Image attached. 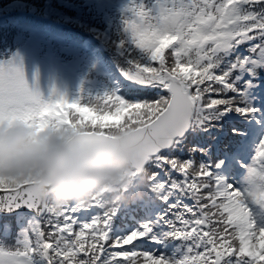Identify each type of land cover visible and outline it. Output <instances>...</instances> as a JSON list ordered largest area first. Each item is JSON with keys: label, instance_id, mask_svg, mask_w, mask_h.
Wrapping results in <instances>:
<instances>
[{"label": "snow or ice", "instance_id": "6c2138e0", "mask_svg": "<svg viewBox=\"0 0 264 264\" xmlns=\"http://www.w3.org/2000/svg\"><path fill=\"white\" fill-rule=\"evenodd\" d=\"M124 12L106 91L46 96L18 58L0 63V129H134L145 148L133 175L167 211L116 236L106 197L57 208L0 175V211L30 215L15 244L0 242V264H264V0H130ZM161 229L182 259L146 250Z\"/></svg>", "mask_w": 264, "mask_h": 264}, {"label": "clouds", "instance_id": "9594fccd", "mask_svg": "<svg viewBox=\"0 0 264 264\" xmlns=\"http://www.w3.org/2000/svg\"><path fill=\"white\" fill-rule=\"evenodd\" d=\"M113 135H36L22 123L5 126L0 129V175L26 183L38 199L57 208L99 196L111 205L128 204L129 191L147 188L146 176L133 175L145 142L134 129Z\"/></svg>", "mask_w": 264, "mask_h": 264}, {"label": "rangeland", "instance_id": "374dc122", "mask_svg": "<svg viewBox=\"0 0 264 264\" xmlns=\"http://www.w3.org/2000/svg\"><path fill=\"white\" fill-rule=\"evenodd\" d=\"M63 1H66L67 6ZM72 1L75 0H60L59 5L64 8L59 10L65 13L67 11L75 13ZM113 1L110 0V4ZM129 3L130 0H121V4L124 6H128ZM90 8V4H88L86 11ZM112 8H114L113 5L101 8L100 13H108V10ZM51 13L53 18L56 17L59 22L36 21L35 18L22 13L7 15V20L14 23L19 29L16 40L17 48L11 59L0 60V63L18 58L23 63L26 79L30 86L38 84L40 91L46 96L52 89H56L70 97L75 93L76 88L85 84L81 77V71L87 66H92L91 59L78 49L77 45H81V39L79 40L74 35L76 33H67L70 32L66 28V24L69 22L67 16L55 9H51ZM108 14L117 20L112 13ZM61 25L64 28L60 27ZM23 215L25 214L20 213L18 217L22 218Z\"/></svg>", "mask_w": 264, "mask_h": 264}, {"label": "trees", "instance_id": "16d2710c", "mask_svg": "<svg viewBox=\"0 0 264 264\" xmlns=\"http://www.w3.org/2000/svg\"><path fill=\"white\" fill-rule=\"evenodd\" d=\"M1 36H3V34H2V35H0V37H1ZM167 259L169 260V258H167Z\"/></svg>", "mask_w": 264, "mask_h": 264}]
</instances>
